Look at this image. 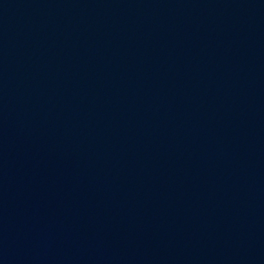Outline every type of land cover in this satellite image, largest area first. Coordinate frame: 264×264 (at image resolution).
Wrapping results in <instances>:
<instances>
[{
	"label": "water",
	"instance_id": "1",
	"mask_svg": "<svg viewBox=\"0 0 264 264\" xmlns=\"http://www.w3.org/2000/svg\"><path fill=\"white\" fill-rule=\"evenodd\" d=\"M0 264H264V0H0Z\"/></svg>",
	"mask_w": 264,
	"mask_h": 264
}]
</instances>
